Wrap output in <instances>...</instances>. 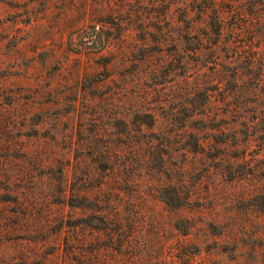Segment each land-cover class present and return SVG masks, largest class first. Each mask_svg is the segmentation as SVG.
<instances>
[{"label":"rangeland","instance_id":"374dc122","mask_svg":"<svg viewBox=\"0 0 264 264\" xmlns=\"http://www.w3.org/2000/svg\"><path fill=\"white\" fill-rule=\"evenodd\" d=\"M0 264H264V0H0Z\"/></svg>","mask_w":264,"mask_h":264},{"label":"trees","instance_id":"16d2710c","mask_svg":"<svg viewBox=\"0 0 264 264\" xmlns=\"http://www.w3.org/2000/svg\"><path fill=\"white\" fill-rule=\"evenodd\" d=\"M211 25H212L213 29H215V31L218 33L221 30L222 21L218 20V16H215L211 20ZM118 120H120L123 124L129 123V121H127L125 117H120V118H118ZM131 123L133 125L137 126L138 128H135V129H138V130H140L144 126L145 128L148 129V131H151V134L153 133L152 131L155 128H157L158 129L157 133L154 132L156 134H152L153 137L149 141L156 140L159 142L160 141L159 139H161L162 141H164V140L168 141V139H169V137L165 136V132L160 131L159 118L154 113H152L151 111L147 110L146 112L142 113L141 115H135L133 117V119L131 120ZM162 141L160 144H162ZM189 145H191V144H184V146H189ZM192 145H193L192 148H189V147H187V148L182 147L181 148L180 155L182 156V160H181V163L179 164V166H180V169L183 171L187 170L186 166L184 165L186 158L189 157L191 152L193 153V152L198 151L197 144L194 142V144L192 143ZM163 146H164V144H163ZM90 150L92 151V154L96 156L94 158V162H98V163L104 162L106 164L110 163V162H114V159H117V160L120 159L122 152H123V150L120 147L111 148L109 146H102V148L97 147V148H92V149L88 148V151H90ZM158 151L159 152H154L153 155H156L160 159V161L162 162V165H163L164 163H166V158L169 156L173 157L175 151H177V150L174 149L172 146H164V147H162V149H159ZM136 157H138V155ZM91 159H92V157H91ZM78 161L79 160H77V163H78ZM106 164H104V167ZM107 167H109V166L106 165V168ZM109 169L113 170L112 167H110ZM167 171H168V168H167ZM63 172H64V170H63ZM86 177L87 178H85L84 183H86L87 182L86 179L89 178V176H86ZM88 183H92V182L89 181ZM107 184H108V180L106 178L102 179L98 184L99 190H103V187ZM186 184H187L186 180H184V179L178 181V189H180V194H177L176 196H174V202H175L174 205L177 208H182V207L190 204V201H191L190 194L188 192H184V190H185L184 188H185ZM96 186L90 184V187H96ZM81 191L82 190L80 188V185H73V187L71 188V193L74 194L75 197H78L79 195H81L82 194ZM95 203H96V205H101V206H99L100 207L99 209L103 212L105 221H108V220L110 221V220L116 219V218H112V215H114V214L112 212H110L111 211L110 208H112V206L114 205V199H112L110 197V195H108L105 198V200L104 199H97V201H95ZM165 203L167 205H170V203H171L170 197H168L167 200H165Z\"/></svg>","mask_w":264,"mask_h":264}]
</instances>
